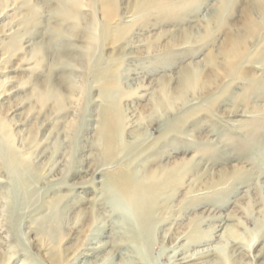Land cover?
<instances>
[{"label":"rangeland","instance_id":"1","mask_svg":"<svg viewBox=\"0 0 264 264\" xmlns=\"http://www.w3.org/2000/svg\"><path fill=\"white\" fill-rule=\"evenodd\" d=\"M3 1L0 146L28 167L16 178L0 159V264H264V13L256 0H81L77 21L55 0ZM251 19L258 37L245 31ZM237 36L246 56L234 67L221 53ZM185 165L191 171L156 196L147 240L101 197L97 171L110 181ZM237 167L242 175L231 176Z\"/></svg>","mask_w":264,"mask_h":264},{"label":"bare ground","instance_id":"2","mask_svg":"<svg viewBox=\"0 0 264 264\" xmlns=\"http://www.w3.org/2000/svg\"><path fill=\"white\" fill-rule=\"evenodd\" d=\"M6 2H8L9 0H5ZM3 1L1 6L3 5V3L5 2ZM225 1V0H224ZM81 0H55V6L58 7L60 6L62 9V12L65 16V18L72 20V21H77L78 17H77V13L75 11L76 7L81 6L82 3H80ZM256 3L258 4L259 8L262 10L261 12L264 13V0H256ZM34 10L35 13L39 14V8L35 7L32 8ZM31 18V17H30ZM38 20V18H37ZM36 21V20H35ZM250 25L248 26H244L245 31L247 33V35L249 34L250 37L252 36L254 37H258L259 34L258 30L255 26V24H253L252 19L250 20ZM36 23V22H34ZM12 36V43H17L19 44V41H21V35L19 34V30H15L14 32H12V34L10 35ZM185 42H187V37L184 38ZM245 39L237 36L233 39H229L227 41V45L224 47L223 51H222V55H223V59L225 62L228 63V65L230 66H236L238 65V63H240V61L243 59L245 55L244 51H243V45H244ZM9 44V43H8ZM37 48L36 49H40L41 46H39V44H36ZM12 47V46H11ZM14 47V46H13ZM35 47V46H34ZM13 51H16L18 49V47L16 48H12ZM249 50V49H248ZM39 58V57H38ZM39 59L36 58V64L39 65L38 61ZM2 63V62H1ZM233 67V68H234ZM237 67V66H236ZM183 82L180 88V95L188 88L187 84L188 82L191 80V75L186 73L183 74ZM43 94V98L44 96H46L47 94L50 93H42ZM39 95V94H38ZM55 95L57 96V98L59 99V92H56ZM41 96V94H40ZM166 97V94H164L163 98H161L159 101V106L162 109H165V104H164V98ZM43 98H41L43 100ZM108 126H104V128L102 129V134L105 136L109 133V130L107 128ZM110 134V133H109ZM108 136V135H107ZM12 154V155H11ZM6 157V159L2 158V157ZM13 153L7 151L4 152V149L0 146V159L1 161H3L5 163V165L9 168V170H11L12 173H14V175L16 176V178H18L19 172L16 171L17 168L22 169L23 167L27 166L28 167V163L26 162V159H21V160H17L16 158L13 157ZM197 164V163H196ZM193 165V164H192ZM194 168V167H193ZM100 170V169H99ZM25 171V170H24ZM27 171V170H26ZM112 171V170H111ZM191 168L187 165L184 166V168H175V169H154V170H149V172H145L141 177H137L134 178V176L132 177V174H130V172L128 171H122L121 174H119V176H116L115 178H113V180L108 181V175L107 173H105L104 171H97L96 175H99L100 179L98 180L99 183H101L102 186H104V191L102 189L101 193V197L109 198V196L112 198L113 200V204H115L116 206H118L117 208H120V210L125 211L127 216L131 217V219L133 220V222L135 223L136 228L139 230L140 233H135V234H141V236L143 235V237L140 239L141 241L144 239L147 240L148 236H149V232H150V227L151 224L150 223V219H151V214L153 213V209L155 207V202L156 201V196L161 194L162 191L165 190V193L167 192L166 189H170V184L173 183V179L176 182V179L180 178L183 174H185V172H190ZM194 171V170H193ZM28 172V171H27ZM113 173V172H111ZM117 173V172H116ZM243 170L242 168L237 167L236 171H231L230 175L231 176H237V175H242ZM114 175V173H113ZM110 175V176H113ZM24 177V176H23ZM204 177V176H202ZM219 177H224V175L222 174ZM27 179V178H26ZM25 179L22 178V182ZM20 182V181H19ZM24 183V182H23ZM28 183V182H26ZM17 185V184H16ZM20 185H22L20 183ZM177 185V184H176ZM18 186V185H17ZM216 186V185H215ZM174 187V186H173ZM177 187V186H175ZM212 188V187H211ZM170 193V192H169ZM107 195V196H106ZM164 195V194H163ZM163 199V198H162ZM161 200V199H160ZM169 200V199H168ZM166 201V200H165ZM161 202V201H160ZM159 202V203H160ZM98 203V202H97ZM100 203V202H99ZM163 203V202H162ZM165 203V202H164ZM167 203V202H166ZM165 203V204H166ZM168 204V203H167ZM94 205V204H93ZM101 205V204H100ZM98 205V206H100ZM160 206V204H158ZM166 207V206H165ZM168 207V206H167ZM104 208V207H103ZM102 208V209H103ZM164 208V207H163ZM169 208V207H168ZM98 208H92V213L94 214V211L98 212ZM112 210V209H110ZM118 209H116L117 211ZM161 209H158V211ZM157 211V210H156ZM110 212V211H109ZM96 213V212H95ZM108 213V212H107ZM113 213V212H112ZM103 214V213H101ZM161 214V212H160ZM95 215V214H94ZM91 216V215H89ZM88 216V217H89ZM93 216V215H92ZM100 216V215H99ZM109 216V215H108ZM111 216V215H110ZM113 216V215H112ZM126 216V215H125ZM155 216V215H154ZM121 217V216H120ZM106 218V217H105ZM115 218V217H114ZM119 217H117L118 219ZM96 219V218H95ZM112 218H110L111 220ZM120 219V218H119ZM130 220V219H129ZM88 221V218H87ZM109 221V219H108ZM115 221V220H114ZM127 221V220H125ZM111 222V221H110ZM122 222V219H121ZM99 223V221H98ZM96 223V224H98ZM104 223V222H103ZM88 224V223H87ZM107 224V223H106ZM117 224V223H116ZM129 224V223H127ZM108 225L109 222H108ZM103 226V224H102ZM134 226V225H133ZM132 226V227H133ZM106 227V226H105ZM109 227V226H108ZM112 228V227H111ZM122 228V227H121ZM126 229V227H124ZM135 228V227H134ZM114 229V228H113ZM118 229V227H117ZM115 230V229H114ZM127 230V229H126ZM131 230H133L131 228ZM136 230V229H135ZM129 231V230H128ZM99 232V231H98ZM109 232H112V229H110ZM127 232V231H124ZM137 232V230H136ZM115 236L116 233H109L107 235L106 238H111L112 236ZM124 235V234H123ZM126 235V234H125ZM136 236V235H134ZM140 236V235H139ZM140 236V237H141ZM91 237V236H90ZM119 238V237H118ZM121 238V237H120ZM119 238V239H120ZM128 238V237H127ZM115 239V238H114ZM137 238L133 237L131 239V241L133 240V242L136 241ZM211 239V238H210ZM100 240V239H99ZM110 240V239H108ZM112 240V239H111ZM139 240V239H138ZM92 241V240H91ZM102 241V240H101ZM129 241V239L127 240ZM114 242V241H113ZM121 242H125L124 240ZM232 242V241H231ZM235 242V241H234ZM232 244V251L234 252L235 255H240V251L239 253L236 254V251L240 250V247H238V243H234ZM96 243V240L95 242ZM120 243V242H119ZM98 244V242H97ZM109 244L108 241L104 242L102 244V246L100 247V249H103V247H106ZM256 244V242H254V245ZM120 245V244H118ZM134 245V244H133ZM126 246V245H125ZM145 246V244L143 245ZM86 247V246H85ZM130 247V246H129ZM109 248V247H108ZM127 248V247H126ZM246 248L247 250L251 251V247L250 244L247 243L246 244ZM87 249V248H86ZM97 248H91V252H90V256L91 254H95L97 253L96 250ZM122 249V248H121ZM120 249V250H121ZM99 250V248H98ZM116 248L112 247L111 248V253L113 254L115 252V254H119L116 252ZM106 251V250H105ZM103 252V251H102ZM127 253V252H126ZM98 254V253H97ZM176 254V253H175ZM210 254V253H209ZM120 255V254H119ZM126 256V255H125ZM203 256V255H202ZM207 256V255H206ZM211 256V255H210ZM120 257V256H119ZM205 257V256H204ZM209 257V256H208ZM207 257V258H208ZM98 258V256H97ZM115 258V257H114ZM206 258V259H207ZM106 259V258H105ZM133 259V258H132ZM94 261V260H93ZM193 261V260H192ZM195 261V260H194ZM114 262V261H113ZM130 262V261H129ZM135 262V261H134ZM185 262V261H184ZM183 262V263H184ZM98 263V261H97ZM110 263V262H109ZM108 263V264H109ZM115 263V262H114ZM133 263V262H132ZM182 263V262H181ZM103 264V263H102ZM106 264V263H105ZM112 264V263H111ZM117 264V263H116ZM187 264V263H186ZM209 264V263H208Z\"/></svg>","mask_w":264,"mask_h":264}]
</instances>
